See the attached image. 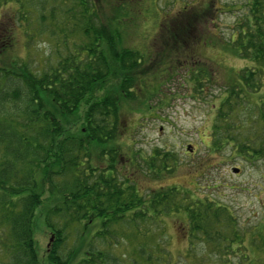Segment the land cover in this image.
Instances as JSON below:
<instances>
[{"label":"trees","instance_id":"trees-1","mask_svg":"<svg viewBox=\"0 0 264 264\" xmlns=\"http://www.w3.org/2000/svg\"><path fill=\"white\" fill-rule=\"evenodd\" d=\"M65 1L70 0L50 11L52 19L61 10L53 28L62 47L48 69L33 72L16 58L0 66V264H40L32 236L38 206L47 219L42 218L43 224L54 233L49 264H117L112 248L122 241L131 244L126 252L130 264H169L166 257L145 251L143 240L160 245L166 217L172 216L189 246L207 243L223 254L238 245L247 253L240 264H264L253 255L256 245L264 250V223L253 227L257 236L246 239L249 229L227 207L193 201L174 187L141 191L137 175L129 172L130 157L121 140L126 134L123 110L135 95L132 90H140L143 77L139 81L136 76L148 56L123 47L122 41L125 11L139 9L143 0H71L79 9L72 16L62 8ZM246 7L235 39L222 49L251 66L228 76L210 146L218 156L227 152L228 158L264 164V0H246ZM209 12L208 5L192 6L173 15L164 24L167 38L180 43L193 33L200 39L195 32ZM4 44L0 32V56L9 49ZM245 109L247 116L259 119L260 136L253 137L258 120L250 117L247 125L238 119ZM247 127L246 134L242 130ZM174 164L170 154L157 151L138 172L157 176ZM114 236L121 240L115 246Z\"/></svg>","mask_w":264,"mask_h":264},{"label":"rangeland","instance_id":"rangeland-1","mask_svg":"<svg viewBox=\"0 0 264 264\" xmlns=\"http://www.w3.org/2000/svg\"><path fill=\"white\" fill-rule=\"evenodd\" d=\"M9 1L11 3L8 0L0 2V22L3 19L0 32L4 35L5 47L9 45L8 51L0 56V66L2 61L7 64L16 58L23 59L33 72L47 70L48 64L54 62L53 55L62 47L60 34L53 28V24L61 20V10L52 19L49 18L50 11L55 6L59 10L63 0ZM65 2L67 4L63 3L62 8L69 10V16L78 13L75 2ZM104 2L109 3V0ZM207 5L210 9L208 19L205 22L202 20L200 27H195V31L198 27V32L194 31L201 40H195L193 33L180 43L167 38L164 24L173 15L192 6H203L204 9ZM132 7L135 6L125 11L128 25L122 46L142 51L148 58L141 65L144 67L142 72L136 76L139 81L143 77L140 90H132L135 95L127 100L123 110L126 114V134L121 140L127 145L129 172L137 175L141 191L174 187L191 196L193 201L207 199L215 206L227 207L233 219L249 229L251 235L245 236L246 239H253L257 236L253 227L264 223V164H249L236 156L228 158L229 154L225 151L224 156H218L210 146L215 110L222 93L228 89V76L251 66L248 60L222 49L235 39L244 23L246 0H143L141 7H137L139 9ZM145 10L149 14L144 17ZM26 14L28 16L24 18ZM104 15L108 13L105 11ZM62 25L66 26V23ZM70 37L68 42L72 39ZM11 109L12 106L8 109L10 113ZM242 113L238 119L248 125L251 116H247L246 109ZM251 120L259 122L258 118L251 117ZM258 127L254 126L257 132L252 133L253 137L260 136V122ZM248 130L249 127L242 131L247 134ZM157 151L160 155L168 153L173 157L175 164L172 169L157 176L152 171L139 175L138 169L144 170V163L149 162ZM46 197V194L43 195V199ZM35 217L32 236L38 258L40 264H49L47 254L55 240L54 233L43 224L42 218L47 219L41 206H38ZM165 221V232L159 240L161 246L152 245L151 239L143 242L146 243L145 251L151 250L153 254L166 257L169 264H240L247 254L238 245H233L223 254L207 243L196 241L189 246L177 231L175 217H166ZM118 239L112 237V244L121 241ZM246 239L244 244L247 245ZM129 245L127 241H122L112 248V254L119 260L117 264H130L126 254ZM156 250L163 251L159 254ZM82 251L83 246L77 252L81 254ZM253 255L258 262L264 263V250L259 245L255 246ZM144 263L142 260L139 264Z\"/></svg>","mask_w":264,"mask_h":264},{"label":"water","instance_id":"water-1","mask_svg":"<svg viewBox=\"0 0 264 264\" xmlns=\"http://www.w3.org/2000/svg\"><path fill=\"white\" fill-rule=\"evenodd\" d=\"M234 172L236 173V172H238L237 170H234Z\"/></svg>","mask_w":264,"mask_h":264}]
</instances>
